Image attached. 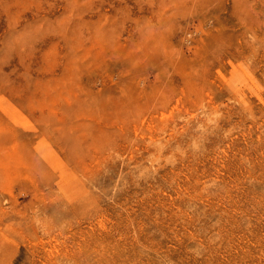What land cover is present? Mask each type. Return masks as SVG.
I'll return each instance as SVG.
<instances>
[{"label":"rangeland","instance_id":"rangeland-1","mask_svg":"<svg viewBox=\"0 0 264 264\" xmlns=\"http://www.w3.org/2000/svg\"><path fill=\"white\" fill-rule=\"evenodd\" d=\"M0 264H264V0H0Z\"/></svg>","mask_w":264,"mask_h":264},{"label":"bare ground","instance_id":"bare-ground-1","mask_svg":"<svg viewBox=\"0 0 264 264\" xmlns=\"http://www.w3.org/2000/svg\"><path fill=\"white\" fill-rule=\"evenodd\" d=\"M84 9V8H83ZM79 37V36H78ZM51 51V50H50ZM52 86V85H51ZM88 103V102H87ZM192 117V116H191ZM197 117V116H196ZM151 138V137H150ZM197 178V177H196Z\"/></svg>","mask_w":264,"mask_h":264}]
</instances>
